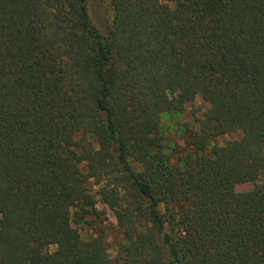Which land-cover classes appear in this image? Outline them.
<instances>
[{"label":"trees","instance_id":"1","mask_svg":"<svg viewBox=\"0 0 264 264\" xmlns=\"http://www.w3.org/2000/svg\"><path fill=\"white\" fill-rule=\"evenodd\" d=\"M108 1L0 0V264H264V0Z\"/></svg>","mask_w":264,"mask_h":264},{"label":"rangeland","instance_id":"2","mask_svg":"<svg viewBox=\"0 0 264 264\" xmlns=\"http://www.w3.org/2000/svg\"><path fill=\"white\" fill-rule=\"evenodd\" d=\"M160 2H166V0H159ZM87 12L90 17L91 23L102 33H105L106 27L111 22V9L109 7L108 0H87ZM209 110V105L204 103L199 97L195 99L193 103H189L184 106L182 112L178 115H165L162 119V127L166 135V140L171 148V156L174 161L181 156L185 155L190 150V142L198 130L197 119H202L205 113ZM240 133H233L224 135L215 140V144L222 145L229 140L240 139ZM258 185L264 188V173L257 181ZM255 184L248 183L239 185L235 188L237 192H243L250 190ZM99 210L105 212V225L107 226L106 238L109 244L107 257L114 258L117 253L115 246L116 240H120L119 232L116 228L115 219L111 211L103 206L98 205ZM78 230L82 238H85L92 230L87 227H80L78 225L73 226Z\"/></svg>","mask_w":264,"mask_h":264}]
</instances>
